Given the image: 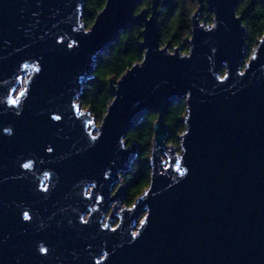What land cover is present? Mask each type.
Wrapping results in <instances>:
<instances>
[{"label": "water", "instance_id": "95a60500", "mask_svg": "<svg viewBox=\"0 0 264 264\" xmlns=\"http://www.w3.org/2000/svg\"><path fill=\"white\" fill-rule=\"evenodd\" d=\"M141 1L105 0L85 29L83 0H0V264H264V33L248 53L237 0H196L187 52L169 51ZM134 25L142 59L109 78L95 127L76 99ZM149 111L148 186L119 208Z\"/></svg>", "mask_w": 264, "mask_h": 264}, {"label": "trees", "instance_id": "16d2710c", "mask_svg": "<svg viewBox=\"0 0 264 264\" xmlns=\"http://www.w3.org/2000/svg\"><path fill=\"white\" fill-rule=\"evenodd\" d=\"M105 0H83L80 23L87 29L96 14L102 9ZM196 0H158V22L160 46L168 44V50L181 48L187 52L189 39V19L196 7ZM150 0H142L136 7L148 8ZM236 14L242 17L247 37L245 47L252 50L264 33V0H237ZM208 20H211L209 15ZM141 26L134 25L122 32L112 47L96 60L92 76L87 79L78 96V103L82 108L90 111L94 120L100 121L105 113L112 95L108 88L109 78H119L134 63L142 59V51L138 50L141 41ZM246 60V59H245ZM185 115L184 100H178L170 105L165 113V123L169 131L167 144L178 146L177 137L183 131V117ZM156 114L146 113L140 123L129 130L125 137V146L133 143L137 146L136 158L130 169L121 175L124 184L123 205L130 207L135 199L147 188L150 168L148 160L151 150L152 125Z\"/></svg>", "mask_w": 264, "mask_h": 264}, {"label": "rangeland", "instance_id": "374dc122", "mask_svg": "<svg viewBox=\"0 0 264 264\" xmlns=\"http://www.w3.org/2000/svg\"><path fill=\"white\" fill-rule=\"evenodd\" d=\"M201 13H202V15H199V21H200V23L203 22V25H206V23H207V25L210 24L211 23V20L209 21L208 20V17H209V15L211 17V12L207 11L206 10V7L204 6V8L201 11ZM203 16H205V20L204 21H203ZM246 50L248 51V53L251 52V50H248V49H246ZM99 124H100V121H96V120L93 121V125L95 127L99 126ZM89 129H91V126L89 127ZM91 134H93V135L97 134V129L96 128L91 129ZM174 148H175V151L178 153V146H175ZM121 183H122V181H121ZM122 203H123V200L121 201V203H119V208H123V207L126 208Z\"/></svg>", "mask_w": 264, "mask_h": 264}, {"label": "built area", "instance_id": "2783aa9c", "mask_svg": "<svg viewBox=\"0 0 264 264\" xmlns=\"http://www.w3.org/2000/svg\"><path fill=\"white\" fill-rule=\"evenodd\" d=\"M78 101V98L76 99V102ZM79 104V103H78ZM78 110H82V111H79V112H83V111H85V110H87L88 111V109H86V108H82L80 105H79V108H78ZM89 115L92 117V121H94V117L92 116V114L90 113V111H89ZM89 128V127H88Z\"/></svg>", "mask_w": 264, "mask_h": 264}, {"label": "snow or ice", "instance_id": "6c2138e0", "mask_svg": "<svg viewBox=\"0 0 264 264\" xmlns=\"http://www.w3.org/2000/svg\"><path fill=\"white\" fill-rule=\"evenodd\" d=\"M12 103L13 104H15L16 103V101H12ZM56 119L57 120H59L60 119V117H56ZM93 139H95V137H93ZM49 151H51V149H49ZM25 167L27 168V167H29V165H25ZM25 218L27 219L28 217H27V214H25ZM85 223H86V221H85ZM41 251H45L46 252V250L45 249H42Z\"/></svg>", "mask_w": 264, "mask_h": 264}, {"label": "bare ground", "instance_id": "6f19581e", "mask_svg": "<svg viewBox=\"0 0 264 264\" xmlns=\"http://www.w3.org/2000/svg\"><path fill=\"white\" fill-rule=\"evenodd\" d=\"M79 111H82V110H79Z\"/></svg>", "mask_w": 264, "mask_h": 264}]
</instances>
